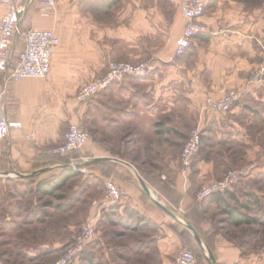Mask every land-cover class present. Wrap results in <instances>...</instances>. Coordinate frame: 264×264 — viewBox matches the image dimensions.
I'll return each instance as SVG.
<instances>
[{"label":"crops","instance_id":"crops-1","mask_svg":"<svg viewBox=\"0 0 264 264\" xmlns=\"http://www.w3.org/2000/svg\"><path fill=\"white\" fill-rule=\"evenodd\" d=\"M39 1H29L19 24L24 29L52 28L60 43L45 78L7 82L5 112L20 126L11 127L0 140V262L9 256L12 241L23 242L24 232L41 225L42 215H51L57 205L55 182L65 175L69 180L74 163L83 177L90 172L110 176L125 190L123 200L98 215L95 208L90 211L89 217L97 215V224L102 223L97 238L107 245L105 256L112 251L121 264H130V255L132 264H174L177 250L191 239L208 249L211 225L197 222L189 209L200 206L193 193L206 182L181 181L178 170L173 192L181 199L174 205L168 182L159 176L163 173L136 163L124 144L138 140L151 118L179 100L198 108L207 125L220 114L204 111L208 96L239 89L243 94L237 110L264 104V80L247 84L264 45V0H206L202 21L208 31L174 62L165 58L182 34L183 0H56L55 9L45 15L37 9ZM4 12L0 0V17ZM150 56L158 61L149 75L126 77L85 102L77 100L79 88L102 75L108 61L134 63ZM209 112L213 118H204L202 113ZM69 124L89 132L90 140L77 156L54 152ZM205 165L197 163L196 170ZM225 247L215 248L210 264H261L233 246ZM84 252L76 264L89 258Z\"/></svg>","mask_w":264,"mask_h":264},{"label":"rangeland","instance_id":"rangeland-1","mask_svg":"<svg viewBox=\"0 0 264 264\" xmlns=\"http://www.w3.org/2000/svg\"><path fill=\"white\" fill-rule=\"evenodd\" d=\"M263 49L264 45L261 47V54ZM238 102L239 99L230 111L224 114L216 113L219 115L218 119H213L215 122L207 125L203 118H200L198 108H192L179 100L171 108H165L151 118V123L137 136L138 140L132 144H124L136 163L145 164L147 170L157 169L160 170L159 173H163L159 176L164 177L163 180L168 182L169 199L174 205L181 199L179 194L173 192L178 170L181 181L191 178L206 182L200 183L193 193L194 198L197 199V193L204 186L211 181L219 180L228 169L255 165V168L241 178L231 190L218 192L219 194L212 199L211 196L201 198L199 207L189 208L197 222L200 219L207 220L211 225V246L208 249L197 245L193 239L190 244H183L195 254L197 261L203 264H210V259L214 261L216 247L224 249L225 246H233L240 251L241 256H252L254 261L264 264V104L259 106L246 104L247 109L244 107L237 110ZM253 106L258 108L252 111ZM202 114L204 118H209L213 113ZM197 125L201 127L202 142L193 160L192 168L187 176H183L180 173L181 148L190 130ZM82 148L84 146L70 153L71 156H77ZM116 148H112L113 151H116ZM199 162L208 166L205 165L201 171L196 170ZM69 167L73 175L69 180H65L62 188L57 190L56 208L51 215L41 216L42 219L38 221L42 223L41 225L24 232L25 241L19 242L20 245L12 241L9 256L7 255L5 261L3 259L0 264H52L79 231L81 224L90 218L91 212L96 209L92 202L95 198H100L104 189L103 181L110 176L101 178L90 172L87 177H83L84 173L80 172L77 163ZM87 170L90 171L91 168ZM89 175L92 177L89 178ZM228 208H235L236 212L252 219L251 222L236 225L229 216ZM203 209L208 214H202ZM100 226L102 223L96 224L95 238L84 252L89 258L82 257V264H121L114 252L104 255L103 251L107 245L101 244L97 238L98 230L103 227ZM128 258L130 264L135 263L132 255ZM156 260L161 261L159 257Z\"/></svg>","mask_w":264,"mask_h":264},{"label":"built area","instance_id":"built-area-1","mask_svg":"<svg viewBox=\"0 0 264 264\" xmlns=\"http://www.w3.org/2000/svg\"><path fill=\"white\" fill-rule=\"evenodd\" d=\"M5 12L0 17V140H3L11 127H19L20 123L11 122L4 108V95L9 80L20 81L26 77L45 78L51 71L53 49L59 45L60 38L52 28H22L19 24L21 15L26 11L30 0H2ZM180 13L185 19L181 35L175 49L165 58L166 62H174L184 55L192 45L194 38L206 34L207 25L202 21L206 8V0H183ZM56 0H40L38 11L48 14L55 9ZM160 60V59H159ZM157 58L150 57L137 62L110 60L102 75L96 76L91 82L82 85L76 93L79 102L91 99L97 93L105 91L112 84L120 83L126 77H145L155 70ZM247 84L259 83L264 80V49L260 62L254 68ZM241 90H225L219 96H208L204 101V110L218 113L230 111L242 96ZM202 131L199 125L191 129L188 138L181 148L180 173L187 176L202 142ZM89 132L79 124H69L64 133L63 142L54 152L70 154L89 142ZM255 165L240 169H228L219 180L211 181L197 194L198 198L211 196L215 192H226L247 176ZM136 172V171H135ZM136 175L139 176V174ZM164 178V177H162ZM104 189L100 198L92 202L97 215L125 197V190L111 177L104 179ZM97 215L81 224V228L71 241L64 247L52 264H76L84 250L93 242L97 231ZM174 264H198L195 254L185 245L177 250Z\"/></svg>","mask_w":264,"mask_h":264},{"label":"trees","instance_id":"trees-1","mask_svg":"<svg viewBox=\"0 0 264 264\" xmlns=\"http://www.w3.org/2000/svg\"><path fill=\"white\" fill-rule=\"evenodd\" d=\"M60 155H69V154H60ZM69 176L68 175H65V177H59V179L55 182V187L54 189H60L62 188L65 184V180L68 178ZM219 194L218 192H215L211 195V197L213 195H217ZM228 213H229V216L232 217V221L236 224V225H240L242 224L243 222H251L252 219H250L249 217H247L246 215L244 214H241L239 212H236L235 208H228ZM206 258V257H205ZM198 264H203L202 262H200L198 260Z\"/></svg>","mask_w":264,"mask_h":264}]
</instances>
